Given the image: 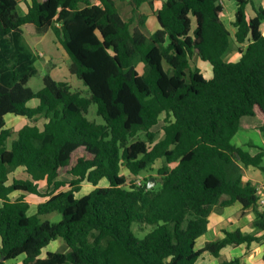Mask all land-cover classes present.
<instances>
[{"label":"trees","instance_id":"16d2710c","mask_svg":"<svg viewBox=\"0 0 264 264\" xmlns=\"http://www.w3.org/2000/svg\"><path fill=\"white\" fill-rule=\"evenodd\" d=\"M224 1L165 0L155 9L152 0H130L134 15L145 3L156 13L160 28L147 36L115 0H32L25 16L16 0H0V264L19 257L21 264H196L205 252L219 258L228 246L264 239L259 190L243 173L264 171V146L233 144L246 117L259 121L264 135V7L234 0L240 57L227 61L232 34L221 18ZM146 21L141 15L142 29ZM27 25L53 31L91 97L50 75L41 90L28 87L35 60L9 39ZM195 58L212 66L210 79L192 66ZM33 100L37 107L28 105ZM92 103L105 124L88 119ZM9 114L31 122L11 147ZM160 123L161 137L154 131ZM159 161L155 187L148 188L154 176L144 185L130 179ZM20 168L24 177L15 175ZM104 179L109 185L99 186ZM85 183L95 188L79 198ZM15 192L22 195L14 200ZM26 194L45 199L35 214ZM237 202L255 213V231L227 232L198 249L213 210ZM56 212L59 222L41 218ZM135 224L153 229L141 238ZM58 239L69 250L44 256Z\"/></svg>","mask_w":264,"mask_h":264},{"label":"rangeland","instance_id":"374dc122","mask_svg":"<svg viewBox=\"0 0 264 264\" xmlns=\"http://www.w3.org/2000/svg\"><path fill=\"white\" fill-rule=\"evenodd\" d=\"M117 3H119L120 11L124 19L128 20L131 16L130 7L126 2L122 0H115ZM256 6H260L263 4V0H257ZM235 6L236 1H227L226 2V9L228 10L229 7ZM138 14V13H137ZM136 14L135 17H138ZM157 21L155 19H151L149 21V31H152L154 28L157 27ZM140 26V25H139ZM195 27V23H194ZM229 29L232 30V26H229ZM233 33V32H232ZM150 36V35H147ZM232 36L231 39V47L229 52L227 53L225 59L227 61H238L240 54H239V44L235 41V38ZM11 41V40H10ZM16 41L23 46L25 51L31 56L32 59L35 60L34 64L31 68L33 70L32 77L28 83V87H30L33 91L37 92L41 90L44 86L43 78L46 75H50L52 78H54L57 81L67 82L74 92H79L84 97H91V92L89 88L84 84L82 80H80L76 75H73L70 73V66L72 64L69 55L64 50L62 45L59 43L58 39L54 35L53 31H49L45 34L38 35V34H29L27 31L24 30V36L17 37ZM7 45V44H6ZM137 69L140 73L144 72V65L141 63L136 64ZM167 67V65L165 64ZM193 67H198L200 70H202V73L204 76L209 79L212 77V66L207 63L203 62L199 58H195L192 61ZM11 71V69H9ZM97 105L95 103H92L87 117L90 121L103 125L105 124L102 117L98 115L97 111ZM163 119V116H162ZM247 121L257 122V120L253 119L252 117H247ZM163 122V121H162ZM41 126H43V122L40 123ZM156 130L159 133V137L162 136L160 126L156 127ZM142 138H144V134L140 135ZM13 139H10L8 142V146L11 147ZM247 141L250 143V145H257V146H263L264 145V135L257 129H249V130H241L237 134L234 143H238V141ZM162 162L159 161L157 164L153 167V170L147 169L140 173L138 177H132L130 179H134L137 182V185H144L146 182V179L150 176H154L155 178H158V169L161 167ZM264 166V161H263ZM244 175L247 176H253L254 180L257 181H264V171L254 168V167H245L243 169ZM122 174H124L122 172ZM153 177V178H154ZM151 179V178H150ZM109 184L108 180L104 181ZM158 184V183H157ZM156 184V185H157ZM257 187L260 186L259 184L256 185ZM129 187V185H128ZM93 190L92 185H84L83 190L77 194V197H82L89 192ZM41 191H47V186L42 185L41 183ZM30 198L31 204L34 208L30 211V214H35L37 212L36 203H38V198L31 196ZM36 207V208H35ZM217 210L219 208H216ZM255 214V213H254ZM43 221H50V222H59L62 218L61 214L56 212L51 215L43 216L41 217ZM153 229L151 226L146 225H134L135 233L138 237L143 238L148 232H150ZM207 235L210 237V233L206 232L201 238L197 240V247H204L205 240L207 241V238H205ZM63 245L60 247L55 248V252H67L69 249L66 245V243L63 240ZM22 259V257L20 258ZM222 261L226 259H221Z\"/></svg>","mask_w":264,"mask_h":264},{"label":"crops","instance_id":"0c3cea01","mask_svg":"<svg viewBox=\"0 0 264 264\" xmlns=\"http://www.w3.org/2000/svg\"><path fill=\"white\" fill-rule=\"evenodd\" d=\"M16 1L18 3L19 14L21 16H25L29 11V5L31 4L32 0H16ZM90 1L94 4H99V0H90ZM122 1L126 2V4H128L130 7L131 16L128 20H126V19L125 20L129 21L132 18L135 20L133 23V27H132L133 29H141V30H143V32L146 35H151L160 28L156 13L154 12V10L150 7V5L148 3H145L140 7L138 14H137L138 17H135L136 15L133 14V8L130 4V0H122ZM152 1L154 3V8L157 9L165 0H152ZM227 1H234V0L224 1L225 9H224V12L222 13L221 18L224 21V23L226 24V26L228 27V29H229V26H232L233 31H231L230 29L229 30L231 31L232 36H234L236 31H237V29L234 27L235 15L237 12V3L235 6L231 5V7H229V9L227 10L226 9V2ZM117 5L119 7V3H117ZM261 5L264 7V0H263V4H261ZM247 12H248L249 17H253L255 15L252 6L248 7ZM141 15H144L145 17H147L146 26L143 29L141 28V26H139ZM151 19H155L157 21L158 25L152 31H149V21ZM262 29L264 32V24L262 26ZM24 30L27 31L29 34H34V35L38 34L35 32V30L32 26L27 25V26H24L22 28V32L17 33L16 35H12L9 37L11 42H17L16 41L17 37L22 36V35L24 36ZM49 31H51V30H49ZM38 35H42V34H38ZM233 38H235V36ZM239 47L240 46H238V48ZM28 105L30 107H37L39 105V101L33 100ZM246 118H244L242 121V125L245 128H243L241 130H249L252 128L259 130L258 129V127L260 126L259 121L255 122V123L252 121L248 122ZM41 122H43V126L40 125ZM45 123H47V120L41 119L38 122V126L41 129H43ZM28 124H31V122L23 116H16L13 114H9L6 116V128L12 129L13 132L15 133L14 136L12 137L13 140L17 137V132L20 129H22L25 125H28ZM161 125H162V123H160V125H159L160 129H161ZM154 131L157 132L156 127L154 128ZM236 136L233 139V144L236 147L243 149L244 151H249L250 150V143L249 142L239 140L238 143H236V144L234 143ZM263 146H261V147H263ZM122 172L124 173V175L131 177L126 169H124ZM15 175L20 176V177L25 176L22 168L18 169L16 171ZM60 179L65 180L66 178L61 177ZM104 181H106V179L102 180L100 182L99 186L107 187L109 185L108 183H106ZM248 181L253 183L254 185H257V184L263 185L264 184V181L260 182V181L254 180L253 176L244 175V182H248ZM86 184L91 185L89 183H85V184H83V187ZM42 185L46 186L45 183H42ZM94 188L95 187L93 186V189ZM82 190H83V188H82ZM20 195H22V193L15 192L14 194H12V199L15 200ZM31 196L38 198L37 200H40V201H38V203H36V207L38 206L39 203H41L45 200L43 198H39V197L32 195V194H26V200L31 205L30 211L32 210V208H34L31 204V201H30V198H32ZM254 220H255L254 212L252 210L244 211L243 206L238 202L229 206V207H226V208H219L218 210L215 208L213 210V212L211 213V215L209 216V224H208L207 232L210 233L211 235H210V237L205 235L206 236L205 238H207V241L205 240L204 245L207 242L216 241V240L224 238L227 232L241 230L243 233H253L255 231V227L253 224ZM263 235H264V231L258 233V236H263ZM60 240H62V239H58L56 241L51 242L50 245L44 250L43 255L45 256L48 252H55L54 250L56 247L62 246L63 243ZM1 244H2V240L0 237V247H1ZM196 247H197V243H196ZM201 248H203V246L198 248V249H201ZM20 258L21 257H19L18 259H15V260L6 261L5 264H21L23 261V257H22V259H20ZM235 258L241 259L242 264H264V239L261 242L253 243L250 246H247L246 244H243L239 247L228 246L221 251L219 258L213 256L212 254H210L208 252H205L198 259L196 264H220L221 262H223L221 259H226L224 261H227V260H233Z\"/></svg>","mask_w":264,"mask_h":264},{"label":"built area","instance_id":"2783aa9c","mask_svg":"<svg viewBox=\"0 0 264 264\" xmlns=\"http://www.w3.org/2000/svg\"><path fill=\"white\" fill-rule=\"evenodd\" d=\"M140 185H141V183H140ZM258 190H259V194H260L259 204H260V207L264 210V184L258 186Z\"/></svg>","mask_w":264,"mask_h":264},{"label":"water","instance_id":"95a60500","mask_svg":"<svg viewBox=\"0 0 264 264\" xmlns=\"http://www.w3.org/2000/svg\"><path fill=\"white\" fill-rule=\"evenodd\" d=\"M163 180L162 179H160V182H162ZM156 184H157V180H156V178H151V179H149V181H148V188H153V187H155L156 186Z\"/></svg>","mask_w":264,"mask_h":264}]
</instances>
